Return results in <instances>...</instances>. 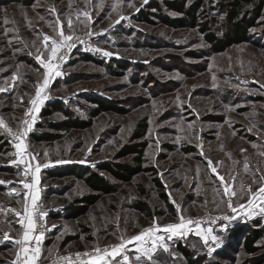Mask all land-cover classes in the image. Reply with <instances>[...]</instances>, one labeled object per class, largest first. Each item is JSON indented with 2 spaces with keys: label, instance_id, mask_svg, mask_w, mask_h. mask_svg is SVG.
<instances>
[{
  "label": "rangeland",
  "instance_id": "1",
  "mask_svg": "<svg viewBox=\"0 0 264 264\" xmlns=\"http://www.w3.org/2000/svg\"><path fill=\"white\" fill-rule=\"evenodd\" d=\"M165 1L0 0V88L5 89L0 92V119L5 128H0V133L9 144V149L0 153V181L4 182L0 183V264L19 262L20 246L15 241L22 238L23 229L15 213L23 215V206L30 199L21 183L26 180L24 166L12 163L19 160L13 134L22 130L21 121L30 115L36 120L24 138L27 152L36 157L33 164H48L41 168L38 185L40 200L49 212L41 260L91 251L97 244L101 248L115 245L120 236L127 239L154 222L162 227L177 222L175 205L179 204L183 215L193 220L208 213L235 219H217L209 226L194 223L190 225L194 231L183 238L168 240L167 234L158 233L165 235L168 251L157 250V264H208L200 257L205 252L213 257L218 250L224 255L211 258L217 264H264V238L256 243L258 252L248 254L243 248L244 234L230 235L240 222H264V213L247 207L233 213L222 203L226 197L218 193L221 185L205 159L214 165L222 161L218 172L238 192L241 183L246 187L264 174V9L249 29L246 42L214 52L201 28L206 23L217 36H226L232 25L227 16L230 0H203L197 25L183 27H172L159 18V13L182 17L167 9ZM152 2L158 7L149 9ZM188 3L197 6L200 0ZM53 6L65 31L67 15L71 14L75 35L81 40L65 55L62 75L50 82L48 99L40 111L25 115L45 71L35 59L37 49L42 50L43 35H55L49 26L56 21V15L49 11ZM84 11L91 14L87 25L80 22L86 20ZM146 14L151 22L144 21ZM255 16L253 5L246 6L243 17L252 20ZM87 54L106 66L85 60ZM119 63L128 69L123 70ZM95 97L124 112H104L87 129L62 133L52 141L37 140L53 133L50 123L66 119L58 112L42 116L49 101H64L74 117L88 121L96 109L89 98ZM139 123L147 124V129L137 138ZM138 142L147 144L143 163L147 171L127 183L108 177L116 189L90 205L87 214L67 218L68 208L81 206L94 192L77 174L53 176V170L68 164L95 169L98 163H132V155L117 159V154ZM155 178L162 184L167 201L161 197ZM252 187L255 190L258 184ZM247 199L233 198V204L246 203ZM137 205L146 206L149 215L135 208ZM222 225H227L226 229ZM198 227L205 231L211 228V235L219 239L209 238L205 243L195 234ZM180 243L191 251V262L176 251ZM129 249L134 260L135 245Z\"/></svg>",
  "mask_w": 264,
  "mask_h": 264
},
{
  "label": "snow or ice",
  "instance_id": "2",
  "mask_svg": "<svg viewBox=\"0 0 264 264\" xmlns=\"http://www.w3.org/2000/svg\"><path fill=\"white\" fill-rule=\"evenodd\" d=\"M86 2H88V0H86ZM144 3H147V0H144ZM49 11L56 15L54 24L49 25L53 27L55 35H43L42 50L37 49L35 59L45 71L42 74V82L37 81L35 85L36 90L34 98L30 100L31 107L25 115L38 113L40 111V106L48 99L46 89H48L50 82L55 77L62 75L61 67L63 63H65V55L80 40V37L75 35L71 14L67 15V31H65V26L60 21L56 8L53 6ZM83 16L86 20L80 22L87 25V23L91 21V14L88 11H84ZM41 19H43V17H41ZM79 19V16H77V20ZM5 23H7V20H5ZM97 50L99 51V49ZM104 55L110 56L112 54L105 52ZM3 91H5V89L0 88V92ZM35 120V115H30V119L28 120H22V130H18L13 134L15 141H18L15 143V148L18 150L17 154L19 160H13L12 163L17 164V166H24L22 169L23 177H32V182H26V180L21 181V183H23V188L27 190L25 195L30 199V202L24 204L23 215L20 212L15 213L17 217H20L17 223H19L23 229L22 238L15 241V243L20 246V253L23 254L22 256L19 254L16 256V260L19 261L20 264H39L41 259V245L46 230L43 217L47 214L41 210L38 204L40 200V189L38 185L40 184L39 174L41 168L48 167V164L41 165L38 162L33 164L31 161H34L36 157L27 152L28 146L24 142V138L27 137L32 130V125L35 123ZM0 125H4L2 119H0ZM189 127H191V125H189ZM8 132H12L11 128H8ZM203 154L202 150L201 155ZM205 159L207 160V166L210 168L211 173L217 176L221 185V188L217 189L218 193L226 197V199L221 201L222 203H226L227 207L231 209L233 213L245 207H247L249 211L259 208V211L264 213V207H261V205H264V174H261L259 179L253 178L252 184L246 187L241 183L238 192L234 188L233 183L225 180V176L218 172V167L222 166L223 162L218 161L214 165L211 159L207 157H205ZM245 168L247 169V165ZM234 179L233 177L232 180ZM0 183L4 182L0 181ZM257 184L258 187L253 190L252 185ZM12 191L15 192L16 190L13 189ZM16 194L19 195L18 192H16ZM245 197L248 198L246 203L233 204V198L244 199ZM173 203L175 204V200H173ZM175 206L178 212L177 222L169 223L163 227L158 222H154L150 227L143 229L138 234L128 237L127 239L120 236L118 238L120 242L115 245L101 248L99 244H97L91 251L75 253V259H73L72 256L62 257L61 259L65 261L66 264H157V260L155 259L157 250L168 251L165 235H158V233L163 232L167 234L168 240H171L173 237L183 238L188 233L194 231L190 225L194 223L197 225L199 224V221L183 215L184 210L181 209L179 204ZM217 207H219L218 204ZM217 219L229 221L235 219V216L224 215ZM222 227L226 229L227 225H222ZM212 231L211 228L205 231L198 227L195 230V234L197 236H202L204 242L207 243L209 238L213 241L219 239L217 236L211 235ZM133 244L135 245L134 252L137 254L134 260L129 256V245Z\"/></svg>",
  "mask_w": 264,
  "mask_h": 264
},
{
  "label": "trees",
  "instance_id": "3",
  "mask_svg": "<svg viewBox=\"0 0 264 264\" xmlns=\"http://www.w3.org/2000/svg\"><path fill=\"white\" fill-rule=\"evenodd\" d=\"M203 0L197 6L192 4L189 5L188 0H167L163 2L164 6L170 11H175L181 14L180 18H172L167 15L159 13V18L172 27H183L186 24L197 25L199 7H201ZM228 3V19L232 21L231 29L228 34L224 37H219L214 34L211 30H208L206 23L201 30L205 33V38L211 45L214 52H222L233 45L244 43L248 40L249 29L255 25L257 18H260L261 12L264 9V0H230ZM253 5L256 10V16L252 20H247L243 17V12L246 6ZM149 9L158 7V4L152 2L149 4ZM144 21H149V15L146 14L143 17ZM85 60L92 61L98 65H105L102 61L93 58L90 55H84ZM109 65V63L107 64ZM119 65L123 70H127L128 67ZM106 66V65H105ZM110 66V65H109ZM108 67V66H107ZM123 75L122 73H120ZM89 101L96 105V109L90 114V120L82 121L79 118L73 116L65 107V102L61 100H52L47 103V106L42 111L43 117L52 116L54 113L58 112L66 117L65 120L52 122L49 127L53 130L52 134H44L38 137L39 141H52L59 139L62 133L69 132L74 129H87L93 125V120L95 117L99 116L101 113L117 111L123 113L124 110L119 109L114 103H110L103 98L95 97L89 98ZM147 124L139 123L137 138L142 137L146 133ZM147 148L146 142H138L130 145H126L118 154L117 159H121L128 156H133V162H109V163H98L96 168L91 166H86L82 164H68L67 166L54 169L53 176H61L68 172H73L83 179L85 184L94 192V194L89 195L85 198V203L81 204L77 208H68L67 218H78L88 213L90 205L96 204L99 199L106 194L112 193L116 189V184L109 182L108 177L113 178L117 182L127 183L133 181V179L140 173L147 171V168L143 166L145 158V150ZM9 149V144L5 140V137L0 133V153H3ZM156 185L161 189V197L167 201V195L164 192L162 184L155 178ZM145 204V203H144ZM138 210L149 215V211L146 206H135ZM70 210V211H69ZM51 215V214H50ZM60 217L59 214H53ZM52 216V215H51ZM238 226L231 230V237L235 238L236 233L244 234L243 248L248 254H255L258 252L259 248L256 243L264 238V222L262 220H256L254 224H249L246 222L238 223ZM253 225V227H251ZM177 252L184 255L189 262L193 259L191 251L189 252L187 247L183 246L181 243L178 244ZM223 250H218L214 253L213 257L217 254L219 256L224 255ZM207 252L203 254L202 263L207 261L208 264H217L213 262Z\"/></svg>",
  "mask_w": 264,
  "mask_h": 264
},
{
  "label": "built area",
  "instance_id": "4",
  "mask_svg": "<svg viewBox=\"0 0 264 264\" xmlns=\"http://www.w3.org/2000/svg\"><path fill=\"white\" fill-rule=\"evenodd\" d=\"M81 40V38H80ZM80 40L76 43V45L80 42ZM1 129H5L2 125H0ZM32 177H26V182H31ZM38 204L40 205V208L43 212H45L47 215L45 217H43V222L45 224V235L48 232V216H49V212L47 211V209L44 207L43 203L41 200L38 201ZM220 216H216V214L213 213H208L205 214L203 216H200L198 218H196L195 220L199 221V225L202 226H209L211 224H214L217 221V218ZM75 253H84V252H68V253H63V254H56L55 256L47 259V260H41L39 261V264H66L65 261H63L61 258L62 257H66V256H72L73 259H75Z\"/></svg>",
  "mask_w": 264,
  "mask_h": 264
},
{
  "label": "crops",
  "instance_id": "5",
  "mask_svg": "<svg viewBox=\"0 0 264 264\" xmlns=\"http://www.w3.org/2000/svg\"><path fill=\"white\" fill-rule=\"evenodd\" d=\"M240 223H241V222H240ZM221 232H223V231H221ZM215 236H216V235H215ZM44 240H45V236H44L43 242H44ZM43 242H42V243H43ZM41 254H42V250H41ZM19 255L22 256L23 254H22V253H19ZM18 264H20V262H18Z\"/></svg>",
  "mask_w": 264,
  "mask_h": 264
}]
</instances>
